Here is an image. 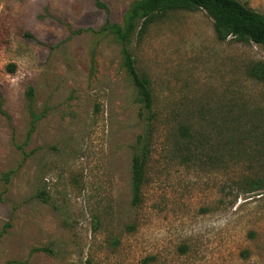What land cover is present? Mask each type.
I'll return each instance as SVG.
<instances>
[{"label":"rangeland","instance_id":"1","mask_svg":"<svg viewBox=\"0 0 264 264\" xmlns=\"http://www.w3.org/2000/svg\"><path fill=\"white\" fill-rule=\"evenodd\" d=\"M136 1L0 0V264H264V48L167 13L129 45L149 118L102 31Z\"/></svg>","mask_w":264,"mask_h":264},{"label":"trees","instance_id":"2","mask_svg":"<svg viewBox=\"0 0 264 264\" xmlns=\"http://www.w3.org/2000/svg\"><path fill=\"white\" fill-rule=\"evenodd\" d=\"M96 5L107 9L102 0H96ZM197 10H204L213 20L215 34L219 41L223 42L228 38H233L239 42H253L264 48V15L239 0H138L130 6L122 24L108 20L102 28L103 32L113 35L115 40L121 44L123 66L136 89L137 101L148 113L149 118L153 110L150 79L137 70L129 45L135 35L141 38L153 23L167 13ZM249 75L264 81V62L253 65L249 70ZM32 95L33 90L30 88L28 96L31 98ZM138 143L139 148L133 155L131 168L133 205H139L142 201V188L146 181V167L151 151L147 137H140ZM44 201L46 202L47 199Z\"/></svg>","mask_w":264,"mask_h":264}]
</instances>
